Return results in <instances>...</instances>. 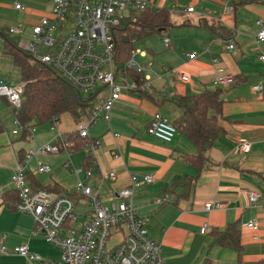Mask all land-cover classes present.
<instances>
[{"label": "crops", "instance_id": "0c3cea01", "mask_svg": "<svg viewBox=\"0 0 264 264\" xmlns=\"http://www.w3.org/2000/svg\"><path fill=\"white\" fill-rule=\"evenodd\" d=\"M147 1L152 7L169 10L175 27L166 36L147 39V51H141L146 55L143 65L151 67L147 72L150 92L123 89L110 123L99 121L91 126L90 137L102 142L96 153L98 165L90 164L93 177L86 179L74 173V169L85 168L83 151L70 159L66 153L38 155L28 164L27 174L35 177L42 187H51L56 194L73 189L82 181L99 193L106 204L112 194L130 185L131 176H154V184L136 191L133 204L141 217L149 219L146 228L149 236L161 244L164 264L264 263V100L253 89L260 85L264 92V61L260 59L264 55V43L257 41L256 24L264 22V0ZM16 4L25 10H17ZM52 7V0H0V28H20L26 33L25 24L30 28L50 16ZM188 7H193L195 12L187 13ZM10 11L21 12L26 23L8 25ZM213 24L223 30L213 33L210 29ZM28 34H25L27 38ZM164 38L170 40L169 46H165ZM0 40V51H3L4 43ZM231 43L237 49L236 55L227 49ZM193 54L195 58H190ZM148 55L151 60H147ZM219 67L232 75L235 82L221 89V112L209 113L216 116L225 133L207 152V163L199 173L196 167L182 160L184 155H196L191 141L178 132L174 141L167 144L149 135L147 129L157 112L170 122L182 115L175 101L177 97L198 96L213 90ZM182 74L189 77L187 82L181 80ZM107 95L108 90L104 89L101 96ZM0 106L5 109V115H0L4 126L0 135V192L4 193L0 201V236L10 250L9 254L0 255V264H29L12 252L23 245L45 261L55 263L60 259V251L45 241L31 216L8 205L14 191L12 175L21 154L27 152L25 142L41 134L36 135L34 130L26 139L19 132L13 134L14 110L12 115V106L6 98L0 99ZM56 127V134L47 132L42 141L48 144L57 134L74 132L77 122L64 115ZM242 141L250 142L248 153L236 151ZM35 146L39 144L29 148ZM41 165L50 166L52 172L39 173ZM111 172L116 174L115 181L103 177ZM177 179L189 186H179L172 194L171 187ZM252 192L261 195L256 205L249 198ZM166 195L170 201L159 206L157 199ZM73 199L77 212L83 200L80 196ZM208 203L216 207L207 211ZM88 211L78 216L79 227L84 224ZM251 220L258 223L255 231L247 227ZM233 223L240 225V253L214 244L212 236L214 231H224ZM205 224L212 230L202 235ZM120 239L121 235L116 234L113 242Z\"/></svg>", "mask_w": 264, "mask_h": 264}, {"label": "built area", "instance_id": "2783aa9c", "mask_svg": "<svg viewBox=\"0 0 264 264\" xmlns=\"http://www.w3.org/2000/svg\"><path fill=\"white\" fill-rule=\"evenodd\" d=\"M53 7L50 16L43 17L31 26L27 41L22 40L25 31L11 27L9 33L21 38V47L31 54L35 60L55 69L62 77L68 79L85 94L97 93V102L88 122H79L76 130L59 136L36 150L24 153L12 175L11 184L18 193L19 200L14 209L33 218L36 229L44 236L45 241L60 251V259L55 263L45 261L40 255L30 252L27 245L16 247L13 254L24 258L29 264H164L161 244L154 241L148 234V218L141 217L133 204L135 193L143 186L155 183L154 176H131L130 185L111 195V201L105 203L99 193L85 186L80 181L75 188L56 194L45 189L33 190L27 181L28 164L38 155H59L66 152L69 159L75 154L77 139L82 140L86 160L97 163V151L102 147L101 140L92 139L89 130L99 121L107 124L111 121V113L121 98L123 89L150 92V65H140L136 62L138 55L145 57L144 52H134L131 59L124 65L125 72L145 74V83L141 87L126 73L120 74L115 65L116 29L121 27V21L133 13L144 12L151 5L147 0H52ZM15 8L24 11L25 8L16 4ZM194 13L193 7L186 9ZM230 13V10L226 11ZM221 19V18H220ZM258 43H264V22L258 21ZM165 46L170 40L163 39ZM227 49L234 55L237 49L233 43ZM195 58V54L190 55ZM260 59L264 61V55ZM217 62V60L215 61ZM181 80L187 82L189 77L182 74ZM129 80L131 82H129ZM235 79L224 68H217L213 81L215 87L233 85ZM107 89L108 95L101 96ZM264 100V92L260 85L253 86ZM23 89L8 88L0 85V99L6 98L13 109H20ZM17 122V121H16ZM17 124H19L17 122ZM20 125V124H19ZM34 131L31 130L32 134ZM149 135L170 144L174 141L177 128L161 113H155L147 129ZM14 131L13 134H17ZM118 137V134H115ZM251 149L249 141L238 144L236 151L248 153ZM116 157V156H115ZM68 163L66 166L68 167ZM39 173H51L48 165H41ZM76 175H84L86 179L93 177V170L84 167L74 169ZM110 181L116 180V174L107 176ZM80 196L90 210L84 215L85 222L77 227L80 218L76 215L74 197ZM261 195L250 193V201L258 204ZM4 193L0 192V201ZM170 201L166 195L157 199L158 205ZM216 206L205 205L207 211ZM247 227L258 229L255 220L248 222ZM212 230L209 224L201 229L206 235ZM116 234L121 235L118 242H113ZM10 250L0 236V255H7Z\"/></svg>", "mask_w": 264, "mask_h": 264}, {"label": "trees", "instance_id": "16d2710c", "mask_svg": "<svg viewBox=\"0 0 264 264\" xmlns=\"http://www.w3.org/2000/svg\"><path fill=\"white\" fill-rule=\"evenodd\" d=\"M174 27L172 14L167 9L150 6L144 12L133 13L126 26L116 29L115 65L117 71L120 74L126 73L140 87L144 85V73L125 72L122 66L131 59L135 41L145 40L152 36H166L167 32ZM210 29L215 34L223 30L222 27L214 24ZM0 38L4 43V53L12 58L13 64L20 70L21 79L24 83L21 107L20 109H13L16 121L23 128L24 139L30 135V131L36 126L49 124L51 127H56L64 115H69L77 124L89 121L98 100L97 93H83L55 69L35 60L21 47V38L12 36L8 28H0ZM221 89V87H215L213 90H206L198 96L177 97L175 99L177 106L182 109L183 113L171 123L196 148V155H184L182 160L196 167L199 173L202 172L207 163V152L225 133L218 124L216 116L209 114L211 110L216 113H220L222 110ZM3 132L4 126L0 119V135ZM74 142L76 144L75 153L81 152L83 150L82 140L77 139ZM20 157V161H22L24 154H21ZM91 163L90 160H86L85 168L89 169ZM26 178L33 190L43 188L55 193L51 187H42L32 175L26 174ZM179 186H189V183H183L181 179H177L170 192L173 194ZM18 200V193L14 190L8 205L10 207L15 206ZM212 236L214 244L237 253L242 251L241 231L238 223L229 224L224 231H214Z\"/></svg>", "mask_w": 264, "mask_h": 264}, {"label": "rangeland", "instance_id": "374dc122", "mask_svg": "<svg viewBox=\"0 0 264 264\" xmlns=\"http://www.w3.org/2000/svg\"><path fill=\"white\" fill-rule=\"evenodd\" d=\"M10 16H11V19H10L8 25H10V24H16L17 25L18 23H21V24L26 23V21H24V19H23V15L21 12L16 11L15 13H13L12 11H10ZM9 27H11V26H9ZM25 27H27V29H25L26 30L25 34H28L29 32H31V27L28 28L29 26H27L26 24H25ZM25 34L22 36L23 41H27V37ZM146 42H147V39L135 41L134 52L137 53V52H141V51H147L148 47L146 46ZM0 46L2 47L1 40H0ZM151 59H152V57L150 55H148L147 60H151ZM145 61L146 60H143V57H141L140 55H138L136 58V62L140 65H143V63ZM122 67H124V65ZM0 80H5L7 82L6 87H8V88H15V87H21L22 89L24 88V83L22 82V79H21L20 70L13 64L12 58L9 55H6L4 53V50L0 51ZM129 82H131V81L129 80ZM7 107L9 108V106H7ZM0 110H1L0 115H5L4 114L5 109H3L2 106H0ZM10 111H11V114L14 115L12 108L10 109ZM33 129L36 131V135H38V134H41V135L36 137V138L33 137V141L31 140L32 138L30 136L31 139L28 140V142H25V145L28 146V148L25 149V150H27V152H29L31 150H36V148H37L36 146L29 148L30 145L39 144L40 147L47 145V143L42 141V140L45 139V137L47 136V132H52L53 134L54 133L56 134L57 127L53 128L49 124H45V125H41V126H36ZM12 130L19 132L20 137L23 135V128L21 125L17 124V122H15V125L13 126ZM58 136H59L58 134L55 135L53 137L52 141L54 139H56ZM44 143H46V144H44ZM41 144H43V145H41ZM87 210H90V207L87 205V203L85 201H82V203H80L78 211L76 212V215L79 216L81 213H83V211H87ZM77 227H78V224H77Z\"/></svg>", "mask_w": 264, "mask_h": 264}, {"label": "water", "instance_id": "95a60500", "mask_svg": "<svg viewBox=\"0 0 264 264\" xmlns=\"http://www.w3.org/2000/svg\"><path fill=\"white\" fill-rule=\"evenodd\" d=\"M129 22L128 18H125L121 21V26L124 27L127 25V23ZM126 41H128V39H126ZM0 85H6V81L5 80H0Z\"/></svg>", "mask_w": 264, "mask_h": 264}]
</instances>
